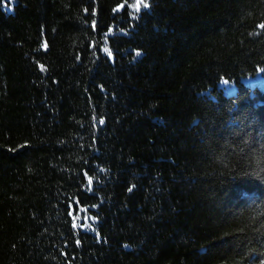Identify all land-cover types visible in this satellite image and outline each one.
I'll use <instances>...</instances> for the list:
<instances>
[{"label":"trees","instance_id":"16d2710c","mask_svg":"<svg viewBox=\"0 0 264 264\" xmlns=\"http://www.w3.org/2000/svg\"><path fill=\"white\" fill-rule=\"evenodd\" d=\"M263 254L264 0H0V264Z\"/></svg>","mask_w":264,"mask_h":264},{"label":"bare ground","instance_id":"6f19581e","mask_svg":"<svg viewBox=\"0 0 264 264\" xmlns=\"http://www.w3.org/2000/svg\"><path fill=\"white\" fill-rule=\"evenodd\" d=\"M231 80H234V79L225 78V79L218 80L215 85L216 92L222 95L227 94V90L229 88ZM263 262H264V254L260 258V263H263Z\"/></svg>","mask_w":264,"mask_h":264},{"label":"rangeland","instance_id":"374dc122","mask_svg":"<svg viewBox=\"0 0 264 264\" xmlns=\"http://www.w3.org/2000/svg\"><path fill=\"white\" fill-rule=\"evenodd\" d=\"M261 85V84H260ZM262 86V85H261Z\"/></svg>","mask_w":264,"mask_h":264}]
</instances>
